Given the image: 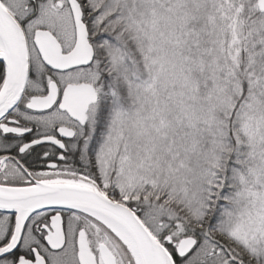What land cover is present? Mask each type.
<instances>
[{"label":"snow or ice","instance_id":"snow-or-ice-1","mask_svg":"<svg viewBox=\"0 0 264 264\" xmlns=\"http://www.w3.org/2000/svg\"><path fill=\"white\" fill-rule=\"evenodd\" d=\"M0 264H264V0H0Z\"/></svg>","mask_w":264,"mask_h":264}]
</instances>
